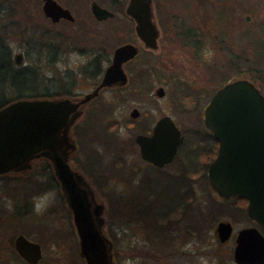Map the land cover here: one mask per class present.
Here are the masks:
<instances>
[{
  "label": "flooded vegetation",
  "instance_id": "1",
  "mask_svg": "<svg viewBox=\"0 0 264 264\" xmlns=\"http://www.w3.org/2000/svg\"><path fill=\"white\" fill-rule=\"evenodd\" d=\"M41 1L44 13L43 6L46 0ZM55 1L73 16L74 13H91L97 23L113 18L116 14L124 11L126 19L132 24H114V27L112 26L115 33L114 40L117 42L108 53L106 45L110 40L108 38L111 33L101 24L90 25L86 24L87 22H82L77 29L70 30L69 24L76 23L75 16L73 20L61 17L56 21L46 16L55 25V29L52 30V40L43 41L40 43V47L51 49L49 62L58 60L59 53L64 50L73 56L72 62L66 70L67 75L71 74L72 82H69L67 87L64 86L65 83L56 86V88H63L64 91L56 89L50 92H38L39 90H36L20 94L13 99L4 89L6 88L5 84H12L7 70V66L12 64V57L5 41V24L1 25L4 31L2 30L0 34L3 37L5 52L0 53V60L1 57H4L5 60L3 63L0 62V83H3L0 88V110L21 101L28 106L31 115L48 113L52 127L50 133L36 130L37 133L26 135L22 132V126H17L13 120L8 123L7 118L4 122H0V178H5L7 182L15 181L17 177L9 176V174L51 170L55 184L72 212L73 221L74 210L69 205L68 198L71 195V198L74 199V192L83 195L90 203V220L92 221L96 217L94 209L97 205H101L99 214L102 216L103 225H105L106 205L97 197V188L102 187L105 182V177L97 174L102 167L100 150L97 146H93L86 154L82 153L83 140L93 144L100 142L103 143L104 152L115 148V152H113L116 156L114 169L120 189L113 204L118 216H133L138 221L146 218L148 227H157L160 231H165L167 223L160 224L159 221L163 216H169L171 211L170 193L165 199L167 188L169 186L178 188L177 191L173 190L172 198L175 199L174 209L179 211L178 220H181L186 210V207L183 208V204L186 205L184 201L187 186L188 188L194 187L196 180L204 177L208 186L211 187L215 200L222 202L230 210V220L217 221L216 234L221 243L231 241L235 243L232 248L233 264H264L261 249L257 246L245 260L239 262L235 257L240 230L254 227L264 236V227L248 213V200L243 196H222L208 180L209 166L215 159L219 148L218 140L205 124V108L211 98L198 108L197 114H200V117H197V123L192 120L188 126H185L181 121H178L180 119L174 113L175 109L172 113L170 98H167L170 90L167 81L162 80L161 85L154 86L155 75L159 70L157 66L162 58L155 56V53L161 49L159 43L161 29L156 20L154 0H150L152 21L155 23L152 25L139 24L136 18L127 13L130 0H126L125 4L122 0ZM3 2L6 3L7 0H3ZM95 4L113 12L114 16L97 19L93 14V5ZM65 22L67 24H60ZM61 26H64L65 29ZM47 31L45 28L42 32L47 33ZM154 32L157 35L155 37ZM18 53L21 54V63H19L21 65L23 64V52L15 53L13 61L15 62ZM114 61L115 64L117 63L113 70L115 76H113V80L109 81L106 76L107 73L110 74L109 71L112 72L110 67ZM27 68L29 66L20 70L24 71ZM76 77L93 78L87 91L76 93L71 90ZM36 81L30 80L24 87L36 88ZM105 92L112 94L106 95L103 103L99 100ZM181 103L177 104L176 102L174 106L183 115L190 111L193 112V109L200 104L196 99H191L187 103L181 101ZM92 107L97 113L90 115L91 110L89 109ZM112 110L113 116L110 115ZM107 115L110 116L106 123L100 124L101 117ZM92 119H96V122ZM171 122L174 123L182 136V141L177 143L173 153H171V148L175 141L171 137ZM199 124L204 132L199 128ZM26 137H29V140ZM186 145L188 147L184 149ZM144 147L147 148L146 151ZM76 157H81L83 162H80V159ZM128 157L133 163H127ZM175 163L177 165H174ZM62 168L65 170L63 171ZM60 171L67 172V175L77 178V180L74 179V184L70 178L69 184L73 186V188H69L70 192L62 184L58 174ZM129 190L131 191L129 192ZM177 202L179 204L176 207ZM164 207L165 209H163ZM23 208L16 209L18 215H21ZM239 214L247 217L250 222L236 228L233 220ZM173 219L176 221V218ZM221 222L230 223L231 228L229 237L224 241L219 237ZM75 229L80 251V238L76 225ZM102 232L106 236L103 229ZM190 234L193 235V232ZM19 235H24L30 241L40 244L41 258L37 263L27 261L18 252L16 239ZM10 243V248L12 247L18 255V259L15 258L16 263L11 260L12 264H39L43 258L44 247L41 242L24 233L15 234L13 243ZM84 260L87 264L85 258ZM113 263L116 264L114 260Z\"/></svg>",
  "mask_w": 264,
  "mask_h": 264
},
{
  "label": "rangeland",
  "instance_id": "2",
  "mask_svg": "<svg viewBox=\"0 0 264 264\" xmlns=\"http://www.w3.org/2000/svg\"><path fill=\"white\" fill-rule=\"evenodd\" d=\"M122 2L125 4L126 0ZM154 2L156 20L161 29V49L155 56L162 57L157 66L159 70L155 75L154 86L161 85L162 80L167 81L170 87L167 98H170L172 113L175 109L179 122L185 126L192 120L197 123L200 105L206 103L217 88L235 78L243 77L254 81L264 94V0ZM247 15L250 20L246 19ZM74 16L76 23H68L70 30L77 29L82 22L101 24L110 30V40L106 45L108 53L117 42L114 40L112 26L132 24L126 19L124 11L99 23L89 12L74 13ZM2 24H5V31ZM61 27L65 29L64 26ZM45 28L47 33L42 32ZM54 29L55 25L43 13L41 0H7L6 3L0 0V32L4 31L12 57V64L7 66L12 84H5L4 89L11 99L36 90L64 91L56 86L65 83L64 86L67 87L72 82L71 74L67 75L66 70L73 56L64 50L59 53L58 60L49 62L51 49L40 47L43 41L52 40ZM242 32H247L249 36L239 38ZM240 48L245 51V60L238 56ZM230 49L233 53H230ZM19 51L24 55L21 65L13 61L14 54ZM2 52H5V48L0 34V53ZM4 60L1 57L0 62L3 63ZM24 65L29 68L20 70ZM90 79L76 77L71 90L76 93L87 91L93 81V78ZM30 80H37L36 88L24 87ZM2 86L1 82L0 88ZM23 88L25 89L22 90ZM111 94L105 92L99 101H105V96ZM191 99L200 103L193 112L183 115L174 106L176 102L182 104L181 101L187 103ZM89 110L90 115L97 113L93 107ZM110 115L113 116V110ZM110 115L102 116L100 124L104 125ZM92 120L96 122V119ZM199 128L202 129L200 124ZM202 131L204 132L203 129ZM82 144L84 154L93 146L100 150L102 167L97 174L104 176L105 182L102 187L97 188V197L106 205L103 230L113 244L112 258L116 264H233L232 248L235 243H221L216 234L217 221L230 220V210L225 204L215 200L204 177L197 179L194 187L187 186L184 201L186 205L183 204L186 210L181 220H178L179 211L174 209L175 199L172 198L173 190L177 191L178 188H167L165 199L170 193L171 211L169 216L159 217L160 224L167 223L166 230L160 231L157 227H148L146 218L138 221L133 216L117 215L113 203L120 184L115 177V148L111 147L112 150L104 152L103 143L93 144L83 140ZM187 147L188 145L184 149ZM76 158L83 162L81 157ZM126 161L133 163L129 157ZM52 175L51 170L44 169L9 174L17 177L15 181L7 182L5 178H0V264H12L11 260L15 262V258L18 259L17 253L9 245L10 242L13 243L17 233H24L41 242L44 255L39 264H85L79 251L72 212ZM49 192L55 194L53 203L42 214H37L33 198L42 197ZM178 204L177 202L176 207ZM18 207H24L21 215L16 212ZM233 221L236 228L250 222L242 214L236 215Z\"/></svg>",
  "mask_w": 264,
  "mask_h": 264
},
{
  "label": "water",
  "instance_id": "3",
  "mask_svg": "<svg viewBox=\"0 0 264 264\" xmlns=\"http://www.w3.org/2000/svg\"><path fill=\"white\" fill-rule=\"evenodd\" d=\"M150 0H130L127 13L139 21V24H155L152 21ZM44 14L56 21L61 17L73 20L74 16L55 0H46ZM93 14L97 19L114 16V13L99 5H93ZM250 20V16H246ZM150 25V26H151ZM154 26V25H153ZM152 27V26H151ZM155 31V30H154ZM157 36L154 32V37ZM21 54L15 57L21 63ZM112 64L107 79L113 80ZM111 75V76H110ZM28 106L17 101L0 110V122L8 118L17 126H22L23 134L30 135L43 131L51 132L52 121L48 113L29 114ZM63 124V123H62ZM60 124V125H62ZM205 124L212 130L219 142L218 153L210 164L207 176L212 187L222 196H243L248 200V213L264 227V94L259 87L248 78H235L219 87L205 108ZM41 128V130H40ZM171 134L174 145L182 141L179 130L171 122ZM29 140V137H26ZM146 151V147H144ZM63 171L65 170L62 168ZM58 172L65 189L73 188L69 184L72 176ZM70 192V191H69ZM73 192V191H71ZM74 199L69 196V205L74 210V221L80 238V254L87 264H114L112 260V243L102 232L103 219L99 214L101 205L94 209L96 217L90 220V210L86 198L73 192ZM219 237L222 241L230 235V223L221 222ZM236 260L241 262L255 251L261 249L264 261V236L257 228H244L237 237ZM18 252L29 262L37 263L41 258L39 243L32 242L24 235L16 239Z\"/></svg>",
  "mask_w": 264,
  "mask_h": 264
},
{
  "label": "clouds",
  "instance_id": "4",
  "mask_svg": "<svg viewBox=\"0 0 264 264\" xmlns=\"http://www.w3.org/2000/svg\"><path fill=\"white\" fill-rule=\"evenodd\" d=\"M55 198V194L52 192L45 193L42 197H34V211L37 214H42L46 211L47 207L51 206Z\"/></svg>",
  "mask_w": 264,
  "mask_h": 264
},
{
  "label": "trees",
  "instance_id": "5",
  "mask_svg": "<svg viewBox=\"0 0 264 264\" xmlns=\"http://www.w3.org/2000/svg\"><path fill=\"white\" fill-rule=\"evenodd\" d=\"M248 36H249V35L247 34V32H242L241 34H239L238 37L241 38V39H243V38H246V37H248ZM250 36H252V35H250ZM236 37H237V36H236ZM238 37H237V38H238ZM239 38H238V39H239ZM230 48H231V45H230ZM239 52H240V54L238 55V56H240L239 58L245 60V59H246L245 51H244L243 49L240 48ZM230 53H233L231 49H230ZM236 62L238 63L239 61H236ZM254 79H255V78H254ZM253 82H254V81H253ZM254 83H255V82H254ZM255 84H256V83H255Z\"/></svg>",
  "mask_w": 264,
  "mask_h": 264
}]
</instances>
